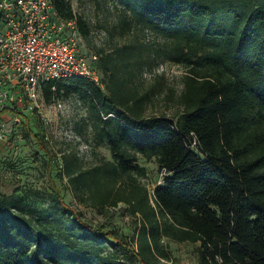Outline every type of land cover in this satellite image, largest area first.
<instances>
[{"label": "trees", "instance_id": "1", "mask_svg": "<svg viewBox=\"0 0 264 264\" xmlns=\"http://www.w3.org/2000/svg\"><path fill=\"white\" fill-rule=\"evenodd\" d=\"M50 2L83 39L93 34L68 0ZM113 2L110 37L138 26L162 42L136 35L98 49L101 85L75 77L41 86L46 103L78 96L111 158L84 166L75 148L60 159L42 148L79 205L102 213L123 203L134 234L94 225L61 199L37 207L0 191V264H167L165 239L198 243L199 264H264V0ZM161 54L185 68L172 115L149 113V94L134 87ZM137 154L163 173L151 190Z\"/></svg>", "mask_w": 264, "mask_h": 264}, {"label": "rangeland", "instance_id": "2", "mask_svg": "<svg viewBox=\"0 0 264 264\" xmlns=\"http://www.w3.org/2000/svg\"><path fill=\"white\" fill-rule=\"evenodd\" d=\"M73 11L85 18L93 34L83 39V49L86 55L98 53V49H109L114 43L122 44L138 37L147 44L160 43L162 39L148 30L133 26V31L120 37L113 31L112 37L106 29L117 24L120 7L113 0H68ZM185 68L175 64L161 54L150 68L144 69L141 77L134 80V87L140 92H147L150 97L149 113H165L172 115L178 110L177 95L182 88V76ZM60 101L65 110L60 112L54 104ZM9 116L3 119L9 122L10 135L5 141H0V191L5 194H20L37 207L57 206L58 200L78 207L85 219L94 225H104L107 229L131 237L134 234L133 218L126 212L123 203L114 208L97 212L90 207L79 205L73 197L65 177L59 179L56 174L55 161L48 163L45 147L51 155L60 159L61 153L74 150V146L52 136L45 140L44 134L63 123H71L87 143L88 149L82 156L81 163L89 166L101 158L110 159L111 153L104 144H96L93 140L90 126L86 122V108L77 95L68 98H56L46 103L41 113L23 115L20 124H14ZM27 125L28 131L24 125ZM20 130L18 138L16 131ZM26 132V133H25ZM26 135H25V134ZM139 164L146 167V176L140 181L149 190L162 183L163 173L157 167L156 159L146 160L137 154ZM169 251L167 264H199L196 249L198 243L174 242L165 239L163 242Z\"/></svg>", "mask_w": 264, "mask_h": 264}, {"label": "built area", "instance_id": "3", "mask_svg": "<svg viewBox=\"0 0 264 264\" xmlns=\"http://www.w3.org/2000/svg\"><path fill=\"white\" fill-rule=\"evenodd\" d=\"M96 59L84 52L75 22L61 18L50 0H0V141L11 128L3 116L20 124L23 115L42 112L43 83L80 77L101 85ZM54 108L63 112L65 105L57 101ZM15 134L21 137L20 130ZM52 136L73 145L79 156L87 152L69 122L44 134L45 140Z\"/></svg>", "mask_w": 264, "mask_h": 264}]
</instances>
